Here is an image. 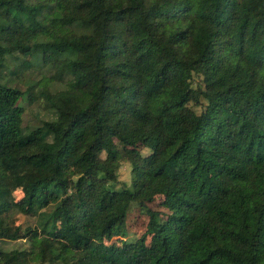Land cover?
<instances>
[{
    "label": "trees",
    "instance_id": "1",
    "mask_svg": "<svg viewBox=\"0 0 264 264\" xmlns=\"http://www.w3.org/2000/svg\"><path fill=\"white\" fill-rule=\"evenodd\" d=\"M9 56L56 70L51 119L25 123ZM133 204L146 232L107 245ZM23 238L0 264H264V0H0V240Z\"/></svg>",
    "mask_w": 264,
    "mask_h": 264
},
{
    "label": "rangeland",
    "instance_id": "2",
    "mask_svg": "<svg viewBox=\"0 0 264 264\" xmlns=\"http://www.w3.org/2000/svg\"><path fill=\"white\" fill-rule=\"evenodd\" d=\"M238 10L246 15L243 6L238 5ZM46 17L49 19L56 17V12L54 10L47 11L45 13ZM39 60L36 58H30L19 56L8 57V64L4 72L1 74L4 81H11L13 86L18 87L25 93V98L20 102V105L24 108V120L25 123L31 126H36L41 123V121L49 120L53 117L52 111L48 108V103L39 93L40 89L47 87L50 89L51 93H56L64 88L63 83L58 82L52 77L55 75L56 70H51L48 66L39 64ZM28 63L29 66L24 67ZM21 71L19 77L13 72ZM33 88V90H31ZM42 91V90H41ZM31 92V94H30ZM31 96V98H29ZM144 155L149 154L148 150L143 151ZM119 183L118 187L130 186L132 184V166L128 162H122L119 169ZM24 197L21 189H12L7 194L6 199L14 204L19 203ZM161 199H158L152 208L158 210H164L160 205ZM149 222V217L146 214V208L139 204H133L127 219L128 234L127 238H114L112 241H104L107 245H122L124 243H134L136 242L147 230V225ZM11 224L13 228L19 226L22 229L28 227H33L36 224V218L30 217L23 214H15L11 217ZM0 249L10 251V250H31V244L28 238H23L20 240H0ZM29 259L24 260L23 264H28ZM44 264H50L49 258H46Z\"/></svg>",
    "mask_w": 264,
    "mask_h": 264
}]
</instances>
